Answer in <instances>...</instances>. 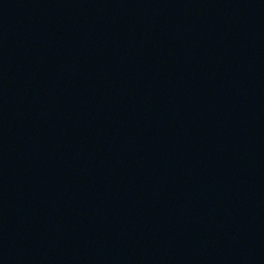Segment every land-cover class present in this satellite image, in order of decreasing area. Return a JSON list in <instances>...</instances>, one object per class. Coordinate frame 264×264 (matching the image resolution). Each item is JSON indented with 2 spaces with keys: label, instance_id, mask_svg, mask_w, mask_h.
<instances>
[{
  "label": "water",
  "instance_id": "1",
  "mask_svg": "<svg viewBox=\"0 0 264 264\" xmlns=\"http://www.w3.org/2000/svg\"><path fill=\"white\" fill-rule=\"evenodd\" d=\"M0 264H264V0H0Z\"/></svg>",
  "mask_w": 264,
  "mask_h": 264
}]
</instances>
